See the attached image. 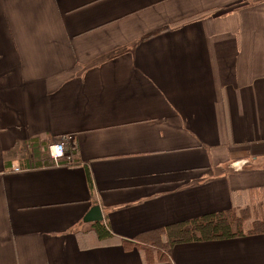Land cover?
Instances as JSON below:
<instances>
[{
  "label": "crops",
  "instance_id": "crops-1",
  "mask_svg": "<svg viewBox=\"0 0 264 264\" xmlns=\"http://www.w3.org/2000/svg\"><path fill=\"white\" fill-rule=\"evenodd\" d=\"M259 186L264 0H0V264H149L123 242ZM151 264H264V234Z\"/></svg>",
  "mask_w": 264,
  "mask_h": 264
},
{
  "label": "trees",
  "instance_id": "trees-1",
  "mask_svg": "<svg viewBox=\"0 0 264 264\" xmlns=\"http://www.w3.org/2000/svg\"><path fill=\"white\" fill-rule=\"evenodd\" d=\"M70 155L74 157L76 150L71 151ZM88 178L92 187L90 174ZM93 229L100 240L113 238L104 223H96ZM258 234H264V186L249 188L245 201L228 210L207 212L191 219L176 221L142 233L135 242L125 240L123 243L127 248L138 247L145 261L151 264L168 261L171 249L177 244Z\"/></svg>",
  "mask_w": 264,
  "mask_h": 264
},
{
  "label": "built area",
  "instance_id": "built-area-1",
  "mask_svg": "<svg viewBox=\"0 0 264 264\" xmlns=\"http://www.w3.org/2000/svg\"><path fill=\"white\" fill-rule=\"evenodd\" d=\"M70 140L63 138L57 141H54L48 146V153L50 158L53 160L55 165H61V161L66 159L68 163H72L73 157L70 155ZM16 170H19L17 168Z\"/></svg>",
  "mask_w": 264,
  "mask_h": 264
}]
</instances>
